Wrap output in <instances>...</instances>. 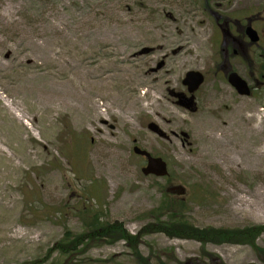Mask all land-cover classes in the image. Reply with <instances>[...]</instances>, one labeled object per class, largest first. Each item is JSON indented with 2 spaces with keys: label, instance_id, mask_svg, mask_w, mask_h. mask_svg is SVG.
Returning <instances> with one entry per match:
<instances>
[{
  "label": "rangeland",
  "instance_id": "374dc122",
  "mask_svg": "<svg viewBox=\"0 0 264 264\" xmlns=\"http://www.w3.org/2000/svg\"><path fill=\"white\" fill-rule=\"evenodd\" d=\"M235 20L261 40L231 55L216 28ZM263 65L264 0H0V264H264V233L258 251L140 236L153 215L177 216L160 207L170 186L185 188L172 200L196 229L264 227ZM191 71L204 82L189 94ZM90 81L104 84L95 114L80 99ZM240 105L251 128L230 114ZM134 145L164 160L169 180L144 177ZM85 207L139 235L136 247L83 240L59 255L65 234L85 232Z\"/></svg>",
  "mask_w": 264,
  "mask_h": 264
},
{
  "label": "trees",
  "instance_id": "16d2710c",
  "mask_svg": "<svg viewBox=\"0 0 264 264\" xmlns=\"http://www.w3.org/2000/svg\"><path fill=\"white\" fill-rule=\"evenodd\" d=\"M167 179L169 180V177ZM163 196L164 197L160 207L163 208L165 206H169L170 208V206L173 205L175 210L172 212L177 214V216L171 214L169 217H166V219H163L166 221V223H162L159 220L162 219L161 216L153 215L154 224L147 225L140 232V236L143 234L160 232L171 238L193 239L201 243L214 242L227 244H250V246H252L256 251L259 250L255 246L254 240L261 233H264V227H254L251 229H246L242 232L237 230H199L192 227L189 223L182 219L184 211L179 209L175 204L180 201L172 200V198L177 197L176 195L167 193L166 189V193ZM79 219L82 222L83 231L85 232L78 236H70V234H65L63 239L55 244V249L59 255L74 258L76 255H78L76 252L77 248L79 246H83V240L89 243L98 242L102 239H106L109 242L125 240L129 246L136 247L137 245L136 243L138 242L139 235L137 237L128 235L126 230L119 223H103L100 217H98V215L95 214L91 209H87L86 207L83 208L80 211ZM131 241L133 242L131 243Z\"/></svg>",
  "mask_w": 264,
  "mask_h": 264
},
{
  "label": "water",
  "instance_id": "95a60500",
  "mask_svg": "<svg viewBox=\"0 0 264 264\" xmlns=\"http://www.w3.org/2000/svg\"><path fill=\"white\" fill-rule=\"evenodd\" d=\"M248 35L250 36L252 42L258 41L257 34L251 27L248 28ZM227 80L228 83L233 88H235L239 95L249 96L250 88L248 87L247 83L243 79H241L236 73H231L227 77ZM203 81L204 78L201 73L191 71L186 74L182 83L184 86L187 87L188 93L192 94L202 85ZM174 96L178 99L177 104L179 106L187 108L191 107L192 99L185 98L183 94H174ZM132 151L135 155L146 158V165L141 168V173L143 176H154L156 178L168 177L169 171L167 168V164L161 158L151 156L147 151L139 148L138 146H134ZM168 192L183 196L185 195V188L182 186H174L169 188Z\"/></svg>",
  "mask_w": 264,
  "mask_h": 264
},
{
  "label": "flooded vegetation",
  "instance_id": "af4514ba",
  "mask_svg": "<svg viewBox=\"0 0 264 264\" xmlns=\"http://www.w3.org/2000/svg\"><path fill=\"white\" fill-rule=\"evenodd\" d=\"M243 19V18H239ZM234 21V20H232ZM224 22L217 25V32L220 35V46L225 47V51L228 54H238L242 53L243 48H247L248 46H253L254 44L258 45L261 37L258 32L252 27L251 23L248 21L247 24L243 23V20H235V22ZM239 21V22H238ZM251 27L257 34L258 41L252 42L250 36L248 35V28ZM236 45L238 46V50L236 49ZM240 51V52H238ZM243 55V54H240ZM245 55L242 56L244 60ZM233 71L226 72V76H229ZM264 65L261 68V77L264 80ZM203 76V75H202ZM204 78V76H203ZM105 123V122H104ZM145 160V159H144ZM187 264H194L193 262H189Z\"/></svg>",
  "mask_w": 264,
  "mask_h": 264
},
{
  "label": "bare ground",
  "instance_id": "6f19581e",
  "mask_svg": "<svg viewBox=\"0 0 264 264\" xmlns=\"http://www.w3.org/2000/svg\"><path fill=\"white\" fill-rule=\"evenodd\" d=\"M161 48V45L158 47ZM178 54H185L187 51H185L184 48H178L177 49ZM103 82L100 81H90L87 84L83 86L84 93L80 95V99L83 103H86V105H89L90 113L95 114L96 113V104L93 101L95 98L96 94L103 89ZM246 108L244 105L236 106L233 109L231 108L230 114L235 118V123L237 125H246L249 126L250 128L252 127L253 123L256 120L255 116H245ZM229 114V115H230ZM238 119H237V118ZM82 122L86 119V116L81 117ZM212 142H215L213 140ZM256 154L258 157H264V153Z\"/></svg>",
  "mask_w": 264,
  "mask_h": 264
}]
</instances>
